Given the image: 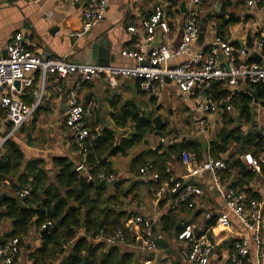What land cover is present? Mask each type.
Returning <instances> with one entry per match:
<instances>
[{
	"label": "crops",
	"instance_id": "1",
	"mask_svg": "<svg viewBox=\"0 0 264 264\" xmlns=\"http://www.w3.org/2000/svg\"><path fill=\"white\" fill-rule=\"evenodd\" d=\"M191 1L110 0L99 22L84 36L76 37L74 34L79 32L82 26L83 6L81 4L71 5L68 0H0V47L4 48L9 40L20 32L23 35V45L29 51L45 58L66 56L68 61L76 63L98 65L94 61L101 60L103 63L132 66L134 62L122 57L120 52L137 48L140 45L142 39L141 20L152 14L155 6H163L167 19L157 27L155 39L150 47L165 44L174 50L182 39V19L186 10L192 6ZM216 6H218V12L213 14L212 10ZM195 8L199 13V38L189 46L186 54L175 55L168 59L166 64L170 66L182 64L189 57L200 52L205 55L217 36L238 47L246 46L250 39L255 36L264 39V0H260L250 8L245 5V0H201V4L195 6ZM207 16L209 18H206ZM221 16L224 20L220 18ZM230 18H236L238 22L224 24V21ZM203 20L205 23H203ZM131 25L136 26V33L127 31V28ZM94 42H102L105 47L101 52V57L97 58L95 56V60L92 61L93 55L89 49ZM253 55H250L248 60L251 59L250 62L264 67V51L257 54L260 58L259 61ZM220 59H222L221 56ZM30 77L32 78V85L21 88L20 99L25 104L31 105L40 96L39 105L30 119L8 137L19 146L23 153L24 159L20 172H22L28 161L38 159L42 161V166L48 176L53 178L57 171L53 158L61 156L68 157L77 168L82 166L89 172L85 165L86 153L79 150L73 133L64 124V113L69 95V93L66 95V92L77 80V77L72 76L69 83L51 75L47 76L42 83L38 72H33ZM220 88L221 90L225 89L223 86ZM5 91L0 89V96ZM243 92L249 93V86H239L234 90V94ZM175 97L185 102L182 107L183 115L179 119L176 117L175 111V108L179 107L173 104L172 101ZM79 98L81 102H91L93 105L90 115L84 119L85 127H89L96 132L103 128L111 129L116 132L117 138L129 137L133 132L134 125L132 123L129 122L125 129H121L115 126L112 119L113 114L119 115L124 108H136L141 116H159L167 123V129L162 135L147 133L143 141L136 144L142 146V148L131 158L128 166L130 176L134 180H139L141 186L148 187L146 193L151 199V210L145 211L132 206L129 209H135L136 211L132 210L135 215L148 218L155 226L159 237L166 242L167 240L162 234L165 230H163L161 218L163 216H174L177 226L172 230H174L176 243L182 249V258L176 260L169 257L168 253L171 252V249L168 242L166 249L159 246L155 253L146 255L133 248L121 246L124 250L137 255L134 264H187L185 254L188 248L185 243L177 241L176 238V234L187 225L192 226L196 236H206L213 246L209 264H225L229 254L233 251L234 244L240 239L247 238L249 234L232 216L229 217L231 221L230 228L218 225L217 219L227 213V208L223 198L224 191L214 186V175L206 173L200 177H190L188 174L190 165L198 162L195 155L186 151L189 153L191 161L189 165H185L181 161L180 151L171 153L164 164L167 177L172 175L176 179L191 183L201 190L200 195L191 196L188 202H179L176 206H173L167 198L155 199L152 191L158 186L160 179L158 182H151L146 180L139 173V170L138 174L132 172V161L141 153L149 150L153 151L161 148L159 153L168 152L167 148L180 140L200 143L203 153L202 158L205 159L210 155L211 140L223 127H237L241 130L243 136L245 130H248V132L253 130L261 134L264 128V108L261 101L253 99L250 106L251 117L247 121L241 116L240 109L231 100L211 116L213 122L207 126V130L204 132L200 128V120L203 118L200 107L203 99L193 92L182 94L171 82H165L144 91L139 88L138 82L133 79H119L116 86H111L104 79H97L81 86ZM10 126L5 113L0 110V137H3V140L10 132ZM35 133L37 134L36 140L33 138ZM248 137L253 138L254 142L260 143L263 149L262 153H264V144L261 140L253 133H248L246 138ZM5 141L0 145V156L4 154L2 146ZM242 141L240 143L231 142L226 153L220 155L219 159H223L224 162L229 160L230 164L235 160H240L243 163L241 156L247 153L252 154L255 148L253 145L248 147L245 145L243 152L240 154L238 150L241 148ZM129 150L126 151L125 155L118 154L107 160L111 164L112 174L117 176V180L123 179L120 178L119 170L114 169L113 161L118 156H127ZM85 176H87L86 172ZM217 177L220 178L225 188L232 187L241 190L245 192L249 199H252L253 196L257 199L264 198V168L260 173H254L251 180L242 188L237 184L241 180L237 168L228 169L227 166L225 170L217 174ZM140 187L137 190V195ZM11 193L15 195V192H11L10 182H2L0 198L7 194L11 195ZM138 200L139 195L136 201ZM189 203L192 204L191 207H189ZM4 211V207L1 206L0 214ZM207 214L210 215L209 218L206 217ZM37 230L35 227H31L28 237L24 239L27 247H23L19 256L14 258L13 264H32L29 255L41 245L40 237L42 236L37 234ZM11 231V220L0 216V245L9 242L8 234ZM83 235L84 232L79 230L76 237ZM91 240L93 244L100 243L98 240ZM60 262L61 260H53L47 264H59ZM246 264H264V219L261 253L258 254L253 249Z\"/></svg>",
	"mask_w": 264,
	"mask_h": 264
},
{
	"label": "built area",
	"instance_id": "2",
	"mask_svg": "<svg viewBox=\"0 0 264 264\" xmlns=\"http://www.w3.org/2000/svg\"><path fill=\"white\" fill-rule=\"evenodd\" d=\"M35 1V0H30ZM71 5L83 6L82 26L79 32L74 34L82 37L91 30L104 15L110 0H68ZM260 0H245V5L250 8ZM192 6L186 10L182 19V39L176 49L172 50L162 44L150 47L155 39L157 27L167 19L163 6H155L152 14L144 17L141 22L142 39L137 48L122 50L120 55L134 62L132 66H119L114 64L94 65L76 63L61 58H45L29 51L22 43V33H16L4 48L0 47V89L6 90L0 96V110L6 115L11 129L6 138L22 127L36 111L39 98L31 105L25 104L20 99L21 88L32 85L33 72H38L43 83L47 76H55L59 80L70 82L72 76L77 80L70 86L67 107L64 113V124L73 133L75 142L82 153H86V140L89 131L84 125V119L90 115L93 105L91 102H81L79 91L85 83L97 79H104L111 86H116L119 79H133L138 82L141 90L147 91L154 86L165 82L174 84L182 94L194 93L203 99L200 120V128L206 132L207 126L213 122L212 115L220 108L231 102L234 90L239 86L258 85L264 83V67L250 62L248 58L252 54H260L264 49V39L253 37L243 47L234 46L228 40L216 37L210 45L208 52L202 55L189 57L179 65L170 66L167 60L175 55L186 54L189 46L195 43L200 34L199 13L195 6L201 4V0H192ZM136 26L127 28L129 33H136ZM220 56L222 59H220ZM19 82V87L16 86ZM223 86L226 93L216 97L213 86ZM264 139V128L261 132ZM5 139V138H4ZM4 140H2L3 142ZM161 141H163L161 139ZM0 143V145L2 144ZM183 164L189 165L191 157L186 151L180 152ZM241 160L254 173H260L264 168V153L254 156L250 153L243 154ZM227 168L223 159H216L208 155L200 162L190 165L188 174L190 177H200L206 173L214 175V186L224 191L223 198L227 213L217 219L221 227L230 228V216L234 217L249 234L247 238L240 239L233 246L225 264H246L253 249L261 253L263 245V219L264 198L249 199L245 192L236 188L223 185L217 174ZM87 180L93 181L92 175L84 167ZM139 173L146 180L158 182L159 176L155 173L152 164H146L139 169ZM95 179L105 183L116 182L117 176L112 173L98 172ZM30 189L15 192L19 199L29 195ZM155 199H169L173 206L179 202H188L191 196L201 194V190L188 182L168 176L158 182V186L152 191ZM176 199V200H175ZM192 206L191 203L188 204ZM210 217L209 214L206 215ZM50 222L42 224L37 234L49 230ZM152 222L142 215H135L124 223V228L133 236L130 242L124 229L119 228L111 235H98L95 240L111 246H125L133 248L141 254L155 253L159 249L151 231ZM90 236V235H89ZM177 241L186 244L188 250L185 254L187 264H209L213 246L206 236H196L192 226H184L176 234ZM92 239V238H91ZM23 246L18 238H12L8 243L0 245V264H13L14 258L22 252ZM147 264V263H143Z\"/></svg>",
	"mask_w": 264,
	"mask_h": 264
},
{
	"label": "trees",
	"instance_id": "3",
	"mask_svg": "<svg viewBox=\"0 0 264 264\" xmlns=\"http://www.w3.org/2000/svg\"><path fill=\"white\" fill-rule=\"evenodd\" d=\"M220 18L224 20L222 16ZM237 22L236 18H230L225 20L224 24ZM213 91L216 97L226 93L216 85L213 86ZM253 99L261 101L264 108V83L249 85V93H237L232 97L233 104L240 109L241 116L247 121L251 117L250 106ZM112 119L115 126L121 129H125L129 122L132 123L133 132L129 137L117 138L116 132L111 129L103 128L96 132L87 127L89 136L86 140L85 165L95 184H90L83 172L65 156L53 158L57 168L53 178L48 176L42 161L38 159L28 161L20 172L24 159L22 151L11 138L4 142V154L0 156V187L2 182L8 181L13 193L30 189L25 198L19 199L11 193L2 199L5 211L0 216L12 222L8 239L18 238L20 244L26 248L24 239L28 237L31 227L38 229L46 222L52 224L48 232L40 237V247L29 255L32 264H47L63 258L64 264L135 263V253L124 250L121 246H111L103 242L93 244L91 238L98 235L108 236L122 228L127 239L130 242L134 240L129 230L124 228V223L132 218L135 212L127 210L125 206L130 197V200L138 197L136 192L141 186L140 181L134 180L127 184V180H116L113 187H108L105 182L98 185L95 175L101 171L113 173L111 164L107 161L109 158L118 154L125 155L127 150L141 143L147 133L162 135L167 129V123L159 116H141L136 108H124L119 115L113 114ZM242 139L239 128H221L210 142V156L218 159L226 153L231 142L240 143ZM245 145L254 146L252 154L255 156L263 151L260 143L254 142L253 138H246ZM160 149L138 155L132 161L131 171L138 174L141 166L152 163L161 181L167 178L164 164L171 153L187 151L194 154L198 162L203 159L202 146L197 141L180 140L169 146L168 152L165 153H159ZM225 164L228 169H238L241 180L237 184L241 188L254 176V172L240 160H235L232 164L226 160ZM252 199L257 198L253 196ZM161 224L165 231L177 226L174 216H163ZM79 230H82L84 235L77 238Z\"/></svg>",
	"mask_w": 264,
	"mask_h": 264
},
{
	"label": "rangeland",
	"instance_id": "4",
	"mask_svg": "<svg viewBox=\"0 0 264 264\" xmlns=\"http://www.w3.org/2000/svg\"><path fill=\"white\" fill-rule=\"evenodd\" d=\"M172 101H173V104H175L177 107H179V108H175L176 117L179 119L183 115L182 114V109H183L182 107L184 106L185 102L182 99H179L178 97L173 98ZM8 134H9V132H8ZM36 137H37V134L35 133L33 136L34 140L37 139ZM2 140H3V137H0V143L2 142ZM140 148H142V146L136 145L129 150L127 156H125V157L118 156V157H116L115 161H113V164L115 165L114 169L119 170L121 179H123V180L127 179V184H130L134 181L133 177L130 176L129 167H128L129 162H130L131 158L136 153H138V151H140ZM147 189H148L147 186L142 185L140 187L139 194H138L139 200L136 201L137 197L135 199L130 200L131 199V197H130L126 201V206H125L126 209H129L132 206V207H136L137 209L150 211L151 210V199L148 197V195L146 193ZM129 210H135V209H129ZM162 234H163L164 238L167 240L169 247L171 249V252L168 253L169 257L171 259L180 260L182 258V249L179 247V245L175 241L174 230H169L167 232L164 231Z\"/></svg>",
	"mask_w": 264,
	"mask_h": 264
},
{
	"label": "water",
	"instance_id": "5",
	"mask_svg": "<svg viewBox=\"0 0 264 264\" xmlns=\"http://www.w3.org/2000/svg\"><path fill=\"white\" fill-rule=\"evenodd\" d=\"M182 7H183V5H182ZM212 12H213V14H216L217 12H218V6H216L213 10H212ZM206 18H209V16H207ZM203 23H205V21L203 20ZM104 47H105V45L102 43V42H94L92 45H91V48L89 49V51H91L90 53H92V61H94L95 60V56H97V58H100L101 57V52L104 50ZM106 51V50H105ZM89 53V52H88ZM255 58H257L258 59V61L260 60V58H259V56H257V54H254L253 55ZM89 57V56H88ZM94 62H96V64H98V65H100V66H102V65H108L109 63H103V62H101V60H96V61H94ZM16 86L17 87H19V82H16ZM69 93V90H67V92H66V95ZM248 133H253V134H255V136L259 139V140H261V142L264 144V139L262 138V136H261V134L259 133V132H256V131H253V130H251L250 132H248V130H245L244 131V136H243V141H242V144H241V148L238 150V152L241 154L242 152H243V149H244V146H245V139H246V136H247V134ZM7 138L5 137V139H4V141L6 140ZM79 171H81V172H83V174L85 175V170L84 169H78ZM89 183L90 184H95V182L94 181H92V180H90L89 181ZM98 185H101L102 184V182L101 181H98V183H97ZM114 184H115V182H112V183H108L107 185H108V187H113L114 186ZM4 198V196H2L1 198H0V207L2 206V199ZM151 231H152V233H153V237L155 238V241H156V243L162 248V249H166L167 248V246H168V244H167V242L163 239V238H160L159 237V235H158V233H157V230H156V228H155V226L154 225H152V227H151ZM48 232V230H44V231H42L41 232V236H44L46 233ZM151 255H153V254H151ZM65 263V259L63 258L62 260H61V262L59 263V264H64Z\"/></svg>",
	"mask_w": 264,
	"mask_h": 264
}]
</instances>
